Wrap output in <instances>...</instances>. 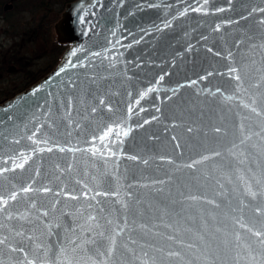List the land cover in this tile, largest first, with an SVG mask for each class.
<instances>
[{
	"label": "water",
	"instance_id": "water-1",
	"mask_svg": "<svg viewBox=\"0 0 264 264\" xmlns=\"http://www.w3.org/2000/svg\"><path fill=\"white\" fill-rule=\"evenodd\" d=\"M54 31L0 103V264H264V0H72Z\"/></svg>",
	"mask_w": 264,
	"mask_h": 264
},
{
	"label": "rangeland",
	"instance_id": "rangeland-1",
	"mask_svg": "<svg viewBox=\"0 0 264 264\" xmlns=\"http://www.w3.org/2000/svg\"><path fill=\"white\" fill-rule=\"evenodd\" d=\"M11 1L15 8L3 10ZM68 1L0 0V103L58 63L64 48L54 47L53 24Z\"/></svg>",
	"mask_w": 264,
	"mask_h": 264
},
{
	"label": "snow or ice",
	"instance_id": "snow-or-ice-1",
	"mask_svg": "<svg viewBox=\"0 0 264 264\" xmlns=\"http://www.w3.org/2000/svg\"><path fill=\"white\" fill-rule=\"evenodd\" d=\"M22 167V165H20ZM24 191H28V189H24ZM246 231H251L250 229H246ZM257 237V242L261 245H264V233L255 232L253 233ZM2 243V242H0ZM73 245H75V241L72 242ZM235 244L237 247L241 248L245 252H255L254 245L251 244V242L248 239L244 238L243 233H238L235 237ZM246 246V247H245ZM110 254V253H106ZM261 255L264 256V248L261 249ZM67 264H73L72 261H68Z\"/></svg>",
	"mask_w": 264,
	"mask_h": 264
},
{
	"label": "flooded vegetation",
	"instance_id": "flooded-vegetation-1",
	"mask_svg": "<svg viewBox=\"0 0 264 264\" xmlns=\"http://www.w3.org/2000/svg\"><path fill=\"white\" fill-rule=\"evenodd\" d=\"M12 3H8V4H5L4 6H3V10H5V11H7V10H9V9H12L13 10V8H15L14 7V4H13V1H11ZM3 4V3H2ZM1 5V4H0ZM15 10V9H14ZM2 14V13H1ZM0 18H2V20H3V18L4 17H2L1 15H0ZM37 19V18H36ZM54 25V24H53ZM54 29V28H53ZM49 42V41H48ZM56 43V42H55ZM53 44H54V42H53ZM55 45V44H54ZM57 45H59L60 47L62 46V45H60V44H57Z\"/></svg>",
	"mask_w": 264,
	"mask_h": 264
},
{
	"label": "trees",
	"instance_id": "trees-1",
	"mask_svg": "<svg viewBox=\"0 0 264 264\" xmlns=\"http://www.w3.org/2000/svg\"><path fill=\"white\" fill-rule=\"evenodd\" d=\"M55 45H54V47L56 48L57 46H59V45H57V43H54ZM40 74V73H39ZM35 77H39V75L37 74V75H35V76H33V80H34V78ZM5 94V93H4Z\"/></svg>",
	"mask_w": 264,
	"mask_h": 264
}]
</instances>
